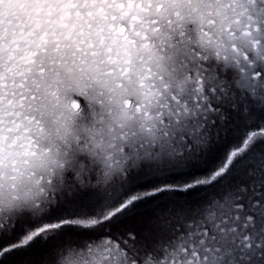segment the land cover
Segmentation results:
<instances>
[{
  "label": "snow or ice",
  "instance_id": "1",
  "mask_svg": "<svg viewBox=\"0 0 264 264\" xmlns=\"http://www.w3.org/2000/svg\"><path fill=\"white\" fill-rule=\"evenodd\" d=\"M0 264H264V0H0Z\"/></svg>",
  "mask_w": 264,
  "mask_h": 264
}]
</instances>
